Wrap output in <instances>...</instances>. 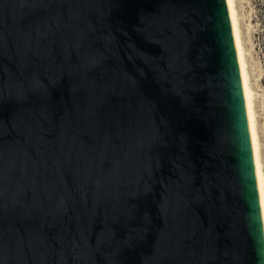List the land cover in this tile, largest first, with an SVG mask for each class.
<instances>
[{
    "label": "water",
    "instance_id": "water-1",
    "mask_svg": "<svg viewBox=\"0 0 264 264\" xmlns=\"http://www.w3.org/2000/svg\"><path fill=\"white\" fill-rule=\"evenodd\" d=\"M0 264H264L225 0H0Z\"/></svg>",
    "mask_w": 264,
    "mask_h": 264
},
{
    "label": "rangeland",
    "instance_id": "rangeland-1",
    "mask_svg": "<svg viewBox=\"0 0 264 264\" xmlns=\"http://www.w3.org/2000/svg\"><path fill=\"white\" fill-rule=\"evenodd\" d=\"M243 45L264 174V0H233Z\"/></svg>",
    "mask_w": 264,
    "mask_h": 264
},
{
    "label": "bare ground",
    "instance_id": "bare-ground-1",
    "mask_svg": "<svg viewBox=\"0 0 264 264\" xmlns=\"http://www.w3.org/2000/svg\"><path fill=\"white\" fill-rule=\"evenodd\" d=\"M227 15L229 19L233 45L235 49V56L239 79L241 84V91L243 97V105L247 123V129L250 140L251 157L253 164V172L255 179V186L257 191V199L259 205L262 235L264 240V174L261 167L259 139L256 129L255 113L253 108V91L249 84L248 72L244 58V49L240 38V30L237 21L236 9L233 0H225Z\"/></svg>",
    "mask_w": 264,
    "mask_h": 264
}]
</instances>
